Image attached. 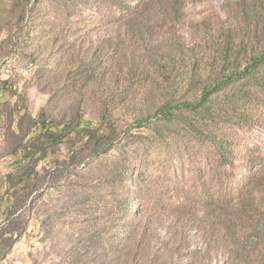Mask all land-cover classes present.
<instances>
[{
  "label": "rangeland",
  "instance_id": "374dc122",
  "mask_svg": "<svg viewBox=\"0 0 264 264\" xmlns=\"http://www.w3.org/2000/svg\"><path fill=\"white\" fill-rule=\"evenodd\" d=\"M147 2L0 0V264H264V229L240 203L264 166V97L253 118L228 112L221 168L155 115L163 76L194 73L178 51L207 28L264 47V0H188L144 33ZM168 49L184 61L169 74Z\"/></svg>",
  "mask_w": 264,
  "mask_h": 264
},
{
  "label": "trees",
  "instance_id": "16d2710c",
  "mask_svg": "<svg viewBox=\"0 0 264 264\" xmlns=\"http://www.w3.org/2000/svg\"><path fill=\"white\" fill-rule=\"evenodd\" d=\"M187 3L188 0H148L145 11L140 15L136 14L135 22L139 30L146 33L152 26L150 24H153L151 14L166 19L174 15L176 19L187 7ZM213 30L207 28L202 41L178 51L189 56L190 61L179 60L178 53L171 49L166 51L167 55H162L157 65L165 73L172 72L181 62L188 68L191 66L188 70L194 73L184 78L163 76L159 97L162 104L155 115L167 124H184L196 138L209 142L218 154L221 168L230 164L232 154V141L224 129L228 112L235 113L238 110L237 114L242 120L253 118L250 106L258 102V98L260 100L264 97L261 95L264 93V47L236 44L231 32L224 26ZM180 80H185L190 97L183 99L179 105L177 91ZM57 131L60 132L59 137H62L63 131ZM96 146L107 150L110 144L106 147L99 139ZM241 191L242 213L250 215V221H257L251 226H254V233H258L264 229V213L252 215L248 212L251 207L259 210L264 202V195L259 199L264 194V166L254 177L250 187ZM256 193H260L258 198ZM248 245L244 244V254L248 252Z\"/></svg>",
  "mask_w": 264,
  "mask_h": 264
}]
</instances>
